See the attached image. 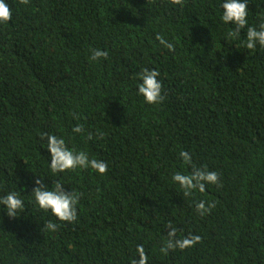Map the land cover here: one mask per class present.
Wrapping results in <instances>:
<instances>
[{"label": "trees", "instance_id": "trees-1", "mask_svg": "<svg viewBox=\"0 0 264 264\" xmlns=\"http://www.w3.org/2000/svg\"><path fill=\"white\" fill-rule=\"evenodd\" d=\"M222 2L6 0L13 14L0 24V197L15 191L24 207L9 217L0 204V264H130L137 245L148 264H264V48L244 47L246 29L226 39L234 25L220 19ZM248 11L258 29L264 0H249ZM92 49L108 58L91 61ZM144 68L160 73L161 103L137 94ZM76 124L84 133L72 131ZM41 133L104 161L106 174L51 173ZM180 151L217 172L220 186L184 197L171 179L191 171ZM37 176L49 190L59 181L81 193L75 222L38 207ZM200 200L216 206L200 216ZM49 220L54 233L42 231ZM168 222L178 238L201 242L161 253Z\"/></svg>", "mask_w": 264, "mask_h": 264}, {"label": "clouds", "instance_id": "clouds-1", "mask_svg": "<svg viewBox=\"0 0 264 264\" xmlns=\"http://www.w3.org/2000/svg\"><path fill=\"white\" fill-rule=\"evenodd\" d=\"M172 5L183 7L184 0H169ZM21 5L29 4V0H19ZM248 3L249 0H223L220 7L222 15L220 19L224 24L234 25L226 33L227 40L240 38L242 29H246V40L243 42L244 47L254 51L259 45L264 48V22L259 24V27L250 26L248 21ZM12 9L6 0H0V24H6L12 19ZM156 40L166 49L171 52L175 51L173 43L167 41L162 35L157 34ZM108 52L106 50L92 49L91 61L107 59ZM160 73L157 70L142 69L137 73V79L140 83L137 84V94L144 98L147 104H158L164 100L162 95V84L157 79ZM74 119H79L78 115L73 116ZM72 131L74 133H84L82 124H76ZM103 132H97L96 138L103 139ZM40 138L46 139L47 151L50 153L49 168L51 173H63L66 171H76L77 169H91L97 174L104 175L108 170V165L102 160L95 158L90 159L85 151H76L69 149L63 138L53 134L41 133ZM93 133L88 132L86 139L92 140ZM179 157L185 165L191 168L188 174L175 172L171 179L177 183L183 192L184 197L193 196L198 191L204 193L207 185L220 186L219 174L215 171H209L206 167H197L192 162L190 153L185 151L179 152ZM34 180L36 185L32 189V196L38 207L51 214L60 222L73 223L77 220V205L81 198V193L71 190L66 192L63 188V183L55 181L52 184L51 190L45 186L40 176ZM0 204L6 208L9 217H16L18 211L24 207V202L17 192L13 191L0 197ZM215 202L206 203L200 200L195 204V209L200 216H204L215 208ZM168 229L167 235L160 252L167 255L169 251L179 249L181 251L191 248L201 242V236L189 234L186 237L178 238V229L171 222L166 225ZM58 224L49 220L44 223L42 231L56 232ZM136 257L130 260V264H148V256L145 253L143 245L136 246ZM138 257V259H137Z\"/></svg>", "mask_w": 264, "mask_h": 264}]
</instances>
